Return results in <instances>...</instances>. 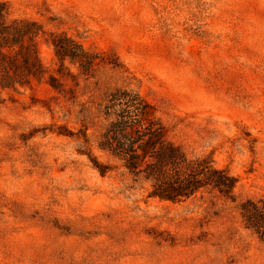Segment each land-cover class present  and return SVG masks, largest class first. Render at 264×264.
<instances>
[{
    "label": "rangeland",
    "instance_id": "rangeland-1",
    "mask_svg": "<svg viewBox=\"0 0 264 264\" xmlns=\"http://www.w3.org/2000/svg\"><path fill=\"white\" fill-rule=\"evenodd\" d=\"M0 1L42 69L0 87V264H264V0ZM117 87L232 191L161 198L101 148Z\"/></svg>",
    "mask_w": 264,
    "mask_h": 264
},
{
    "label": "trees",
    "instance_id": "trees-1",
    "mask_svg": "<svg viewBox=\"0 0 264 264\" xmlns=\"http://www.w3.org/2000/svg\"><path fill=\"white\" fill-rule=\"evenodd\" d=\"M8 7L0 1V87L23 85L27 76L39 78L41 66L37 50L22 43L25 36L31 40L28 23L9 19ZM55 44V43H54ZM58 53V51H56ZM105 113L113 120L102 134L100 147L108 148L124 160L125 167L134 171L144 164L146 177L165 184L166 189L152 191L161 198L175 199L209 185L229 194L234 178L223 170L211 169L199 160H187L172 144L164 140V130L154 109L136 92L117 87L106 97ZM241 213L248 227L264 238V203L246 201Z\"/></svg>",
    "mask_w": 264,
    "mask_h": 264
}]
</instances>
